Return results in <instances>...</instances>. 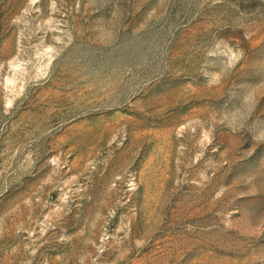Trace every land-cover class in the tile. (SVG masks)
I'll use <instances>...</instances> for the list:
<instances>
[{
	"label": "rangeland",
	"instance_id": "374dc122",
	"mask_svg": "<svg viewBox=\"0 0 264 264\" xmlns=\"http://www.w3.org/2000/svg\"><path fill=\"white\" fill-rule=\"evenodd\" d=\"M0 264H264V0H0Z\"/></svg>",
	"mask_w": 264,
	"mask_h": 264
}]
</instances>
